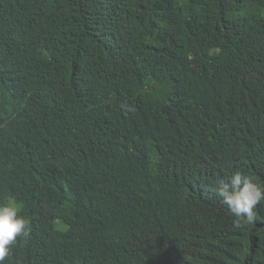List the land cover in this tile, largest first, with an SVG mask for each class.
Masks as SVG:
<instances>
[{
  "label": "trees",
  "instance_id": "1",
  "mask_svg": "<svg viewBox=\"0 0 264 264\" xmlns=\"http://www.w3.org/2000/svg\"><path fill=\"white\" fill-rule=\"evenodd\" d=\"M264 0H0L4 264H264Z\"/></svg>",
  "mask_w": 264,
  "mask_h": 264
},
{
  "label": "clouds",
  "instance_id": "2",
  "mask_svg": "<svg viewBox=\"0 0 264 264\" xmlns=\"http://www.w3.org/2000/svg\"><path fill=\"white\" fill-rule=\"evenodd\" d=\"M216 191L235 217L233 224L236 228L254 222V210L264 201V186L237 171L227 184L221 182V187ZM29 225L30 221L18 213L14 202L0 204V264H4L18 237L26 238L30 235Z\"/></svg>",
  "mask_w": 264,
  "mask_h": 264
}]
</instances>
